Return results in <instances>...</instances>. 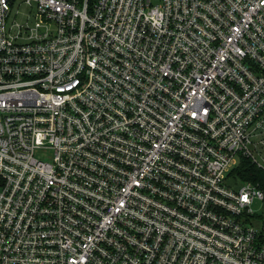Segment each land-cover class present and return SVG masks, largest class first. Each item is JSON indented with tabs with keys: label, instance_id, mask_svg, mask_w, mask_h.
Masks as SVG:
<instances>
[{
	"label": "built area",
	"instance_id": "1",
	"mask_svg": "<svg viewBox=\"0 0 264 264\" xmlns=\"http://www.w3.org/2000/svg\"><path fill=\"white\" fill-rule=\"evenodd\" d=\"M159 1L0 0V264H264V0Z\"/></svg>",
	"mask_w": 264,
	"mask_h": 264
},
{
	"label": "trees",
	"instance_id": "2",
	"mask_svg": "<svg viewBox=\"0 0 264 264\" xmlns=\"http://www.w3.org/2000/svg\"><path fill=\"white\" fill-rule=\"evenodd\" d=\"M243 182H251L257 187L264 185V171L254 165L250 160L242 158L240 164L232 172Z\"/></svg>",
	"mask_w": 264,
	"mask_h": 264
},
{
	"label": "rangeland",
	"instance_id": "3",
	"mask_svg": "<svg viewBox=\"0 0 264 264\" xmlns=\"http://www.w3.org/2000/svg\"><path fill=\"white\" fill-rule=\"evenodd\" d=\"M151 1H152L154 6H157L160 3L159 0H151ZM25 13H26L25 9L21 10L20 14L17 16V18H24ZM14 14H16V12H14ZM12 18H14V15H13ZM36 156H37V158H39L40 160L44 161L45 163H50L51 162V158H52V153L49 152V151H40L39 153H37ZM236 168H237V166L232 169V172ZM240 186H242V184L238 183L236 187H240ZM253 208H254L255 211L259 212L260 214L263 212L262 206H261V204L259 202H256L253 205Z\"/></svg>",
	"mask_w": 264,
	"mask_h": 264
}]
</instances>
